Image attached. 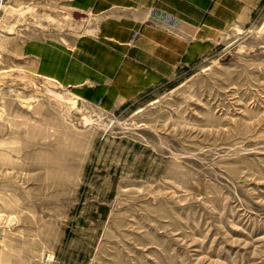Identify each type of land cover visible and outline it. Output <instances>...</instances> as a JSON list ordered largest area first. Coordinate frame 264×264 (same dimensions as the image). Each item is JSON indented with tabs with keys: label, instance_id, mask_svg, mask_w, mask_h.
<instances>
[{
	"label": "rangeland",
	"instance_id": "1",
	"mask_svg": "<svg viewBox=\"0 0 264 264\" xmlns=\"http://www.w3.org/2000/svg\"><path fill=\"white\" fill-rule=\"evenodd\" d=\"M123 2L0 0V264H264V1L138 87Z\"/></svg>",
	"mask_w": 264,
	"mask_h": 264
},
{
	"label": "crops",
	"instance_id": "2",
	"mask_svg": "<svg viewBox=\"0 0 264 264\" xmlns=\"http://www.w3.org/2000/svg\"><path fill=\"white\" fill-rule=\"evenodd\" d=\"M130 1L124 0L121 13L111 18L112 24L128 32L129 40L137 34L134 46L127 52L134 58L129 65L141 75V85L132 84L138 87L149 85L146 81L157 82V73L169 76L179 66L197 62L218 44L222 33L248 23L264 0H138L133 11ZM153 15L173 17L168 25H178L174 30L180 37L148 25ZM126 80V86L131 84L130 78ZM120 82L123 87L124 79Z\"/></svg>",
	"mask_w": 264,
	"mask_h": 264
}]
</instances>
